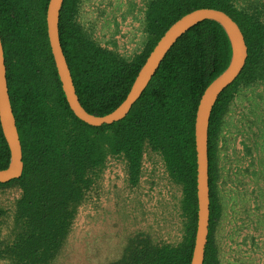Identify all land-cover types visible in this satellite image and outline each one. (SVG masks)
Wrapping results in <instances>:
<instances>
[{"label": "trees", "instance_id": "trees-1", "mask_svg": "<svg viewBox=\"0 0 264 264\" xmlns=\"http://www.w3.org/2000/svg\"><path fill=\"white\" fill-rule=\"evenodd\" d=\"M48 1L0 0L6 82L23 163L20 177L0 183L1 192L18 193L10 206L0 204V261L53 264L107 159L124 163L126 181L134 187L145 153L151 152L180 189L181 239L155 241L138 231L108 264H190L197 226L195 113L206 86L228 65L225 31L211 20L191 27L168 50L124 118L91 126L73 114L62 91L46 32ZM80 2L63 0L59 40L79 102L97 116L124 100L148 54L179 17L208 7L226 12L238 24L247 59L237 79L217 97L207 126L209 226L203 264H221L215 237L223 211L217 190L221 126L239 87L264 81V0H143L147 40L131 59L85 33L75 21ZM8 162L0 127V169Z\"/></svg>", "mask_w": 264, "mask_h": 264}, {"label": "rangeland", "instance_id": "rangeland-1", "mask_svg": "<svg viewBox=\"0 0 264 264\" xmlns=\"http://www.w3.org/2000/svg\"><path fill=\"white\" fill-rule=\"evenodd\" d=\"M142 3L81 0L75 21L96 43L131 59L147 40ZM221 127L217 190L223 211L215 236L220 262L264 264V81L239 87ZM17 195L0 191V204L10 206ZM179 196L159 156L145 153L134 187L126 181L124 163L109 157L53 264H108L138 231L155 241L178 242Z\"/></svg>", "mask_w": 264, "mask_h": 264}, {"label": "water", "instance_id": "water-1", "mask_svg": "<svg viewBox=\"0 0 264 264\" xmlns=\"http://www.w3.org/2000/svg\"><path fill=\"white\" fill-rule=\"evenodd\" d=\"M63 0H49L45 22L48 42L56 67L57 75L65 99L73 114L91 126L111 124L124 118L133 103L140 97L161 61L176 40L194 25L211 20L217 22L225 31L231 55L226 68L204 89L195 113L194 141L196 153V197L197 226L190 264H203L209 226V184L207 139L210 113L219 94L231 85L239 76L247 59V46L238 24L222 10L202 7L179 17L156 42L143 65L135 76L124 100L112 112L97 116L87 112L79 102L71 74L63 54L58 20ZM0 127L9 149V162L0 169V183L20 177L23 169L22 150L15 118L8 95L6 67L3 47L0 39Z\"/></svg>", "mask_w": 264, "mask_h": 264}]
</instances>
